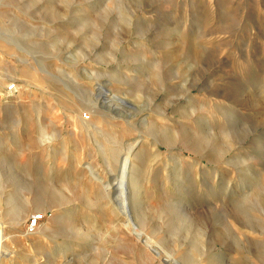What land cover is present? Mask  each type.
Returning a JSON list of instances; mask_svg holds the SVG:
<instances>
[{"label":"rangeland","instance_id":"1","mask_svg":"<svg viewBox=\"0 0 264 264\" xmlns=\"http://www.w3.org/2000/svg\"><path fill=\"white\" fill-rule=\"evenodd\" d=\"M0 227V264H264V0H0Z\"/></svg>","mask_w":264,"mask_h":264},{"label":"bare ground","instance_id":"2","mask_svg":"<svg viewBox=\"0 0 264 264\" xmlns=\"http://www.w3.org/2000/svg\"><path fill=\"white\" fill-rule=\"evenodd\" d=\"M86 123H87V125H89L88 122H86ZM13 210H15V208ZM27 210H28L27 207H22V208H20L19 210L16 211V219H17V221H15V222L17 224L23 219V216L26 215ZM41 212H42L41 213V217H44L45 212L44 211H41ZM5 239H6V236H5L4 228L3 227H0V245L3 244V242H4ZM2 257H3V255L1 254V250H0V259Z\"/></svg>","mask_w":264,"mask_h":264},{"label":"built area","instance_id":"3","mask_svg":"<svg viewBox=\"0 0 264 264\" xmlns=\"http://www.w3.org/2000/svg\"><path fill=\"white\" fill-rule=\"evenodd\" d=\"M86 118H88V115L85 116ZM43 217H41V215H35V218L31 221L30 224V230L34 231V229L37 227L38 221H40Z\"/></svg>","mask_w":264,"mask_h":264}]
</instances>
